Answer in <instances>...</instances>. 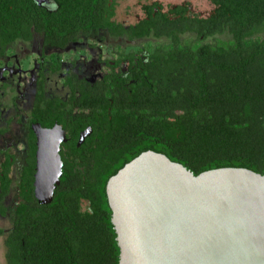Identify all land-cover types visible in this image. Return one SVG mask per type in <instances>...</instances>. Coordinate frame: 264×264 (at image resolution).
I'll use <instances>...</instances> for the list:
<instances>
[{
	"label": "trees",
	"instance_id": "obj_1",
	"mask_svg": "<svg viewBox=\"0 0 264 264\" xmlns=\"http://www.w3.org/2000/svg\"><path fill=\"white\" fill-rule=\"evenodd\" d=\"M214 2L209 18L179 9L175 31L193 35L175 41L169 48L175 54L157 66L148 85L137 80L130 94L111 89L106 78L98 89L70 91L66 116L58 120L68 139L62 176L48 204L35 196L37 146L30 138L20 200L12 207L0 201V214L11 222L0 228L6 264H118L106 186L144 151L163 153L196 175L220 167L264 173V0ZM88 126L92 133L77 146ZM7 175L8 169L3 194Z\"/></svg>",
	"mask_w": 264,
	"mask_h": 264
},
{
	"label": "flooded vegetation",
	"instance_id": "obj_2",
	"mask_svg": "<svg viewBox=\"0 0 264 264\" xmlns=\"http://www.w3.org/2000/svg\"><path fill=\"white\" fill-rule=\"evenodd\" d=\"M65 1L60 7L54 0H0V201L8 207L20 200V177L31 137L37 146V125L62 127L66 140L61 155L68 139L58 120L66 116L72 89H98L108 78L111 89L132 94L140 86L137 80L148 85L156 78L157 66L175 54L169 51L175 41L193 35L175 31L172 22L179 9L209 18L217 8L214 0L208 12L187 0H138L140 13L119 18L122 0ZM77 105L74 112L80 111ZM51 121L53 126L46 125ZM6 169L10 187L3 194Z\"/></svg>",
	"mask_w": 264,
	"mask_h": 264
},
{
	"label": "water",
	"instance_id": "obj_3",
	"mask_svg": "<svg viewBox=\"0 0 264 264\" xmlns=\"http://www.w3.org/2000/svg\"><path fill=\"white\" fill-rule=\"evenodd\" d=\"M40 138L35 196L51 203L62 176L60 125ZM92 128L81 135L80 145ZM120 247L118 264H264V173L220 167L194 174L147 150L106 186Z\"/></svg>",
	"mask_w": 264,
	"mask_h": 264
},
{
	"label": "rangeland",
	"instance_id": "obj_4",
	"mask_svg": "<svg viewBox=\"0 0 264 264\" xmlns=\"http://www.w3.org/2000/svg\"><path fill=\"white\" fill-rule=\"evenodd\" d=\"M138 0H122L119 6V18L126 17L127 14H132L133 12H141L140 7L137 5ZM143 1V0H141ZM164 3L168 2H183L185 0H162ZM190 1L198 11L208 12L212 8L211 0H187ZM128 18V17H127ZM104 48V47H103ZM106 50V47L104 48ZM11 226V222L8 218L0 216V228L9 229ZM5 254V246H4V236H0V264H6V260L4 257Z\"/></svg>",
	"mask_w": 264,
	"mask_h": 264
},
{
	"label": "bare ground",
	"instance_id": "obj_5",
	"mask_svg": "<svg viewBox=\"0 0 264 264\" xmlns=\"http://www.w3.org/2000/svg\"><path fill=\"white\" fill-rule=\"evenodd\" d=\"M37 132L40 136V138H42L44 136V134L49 133V135H51L52 137H56V135L53 134V132H48L46 130H41L40 128H37Z\"/></svg>",
	"mask_w": 264,
	"mask_h": 264
}]
</instances>
